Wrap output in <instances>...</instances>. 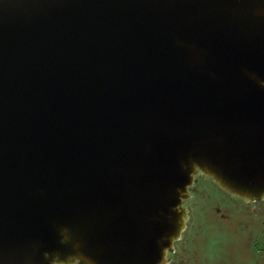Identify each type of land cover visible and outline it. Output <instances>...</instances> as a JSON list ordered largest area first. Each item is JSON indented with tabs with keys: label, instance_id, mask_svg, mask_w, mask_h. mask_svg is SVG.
Instances as JSON below:
<instances>
[{
	"label": "water",
	"instance_id": "obj_1",
	"mask_svg": "<svg viewBox=\"0 0 264 264\" xmlns=\"http://www.w3.org/2000/svg\"><path fill=\"white\" fill-rule=\"evenodd\" d=\"M197 176L264 200V0H0V264H169Z\"/></svg>",
	"mask_w": 264,
	"mask_h": 264
},
{
	"label": "rangeland",
	"instance_id": "obj_2",
	"mask_svg": "<svg viewBox=\"0 0 264 264\" xmlns=\"http://www.w3.org/2000/svg\"><path fill=\"white\" fill-rule=\"evenodd\" d=\"M194 186L174 264H264V200L246 203L208 178Z\"/></svg>",
	"mask_w": 264,
	"mask_h": 264
},
{
	"label": "flooded vegetation",
	"instance_id": "obj_3",
	"mask_svg": "<svg viewBox=\"0 0 264 264\" xmlns=\"http://www.w3.org/2000/svg\"><path fill=\"white\" fill-rule=\"evenodd\" d=\"M200 178H203V177H200V176H197L196 177V181L198 180V179H200ZM196 181H195V183H196ZM194 183V184H195ZM194 184H193V187L191 188V196H190V198L189 199H187V201H186V205H187V208L189 209V207H188V203H189V201H191L192 199H193V194H194V192L196 191V188H195V186H194ZM190 211V210H189ZM190 213H191V211H190ZM191 215H190V218H189V221H190V219H191ZM188 221V226H192V222L190 223ZM188 226H187V228H188ZM187 230V229H186ZM185 230V231H186ZM184 231V232H185ZM184 234V233H183ZM184 236V235H183ZM176 245V244H175ZM176 250H177V248H175V251L173 252V253H169V255H168V257H169V259H170V262H169V264H174V262H175V259L172 257V255L176 252Z\"/></svg>",
	"mask_w": 264,
	"mask_h": 264
}]
</instances>
